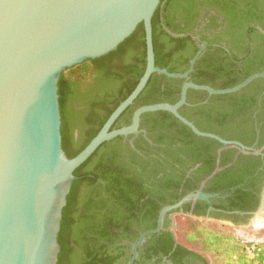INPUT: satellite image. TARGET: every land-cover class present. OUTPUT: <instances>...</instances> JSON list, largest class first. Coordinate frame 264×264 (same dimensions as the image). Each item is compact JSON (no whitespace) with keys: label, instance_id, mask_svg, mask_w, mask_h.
I'll list each match as a JSON object with an SVG mask.
<instances>
[{"label":"trees","instance_id":"obj_1","mask_svg":"<svg viewBox=\"0 0 264 264\" xmlns=\"http://www.w3.org/2000/svg\"><path fill=\"white\" fill-rule=\"evenodd\" d=\"M173 3L174 0H161L151 20L155 66L170 73H182L187 69L197 47L189 35L174 38L166 33L164 26L175 34H185L189 29L171 27L168 17L163 20V25L159 24V12L165 13ZM204 5L222 13L228 24L239 30V36L235 35L227 42L229 55L218 47L207 46L195 63L190 80L197 85L226 89L251 74L263 72L264 42L258 45L253 36L257 30L253 26L247 29L246 26L255 24V17L264 8V1L210 0ZM261 27L264 30V22ZM156 30L160 31L158 36ZM201 39L205 40L206 37ZM259 39H264V35ZM250 43H254L253 48ZM239 54H244L246 59L242 67L235 66ZM212 55L224 57L215 59ZM145 57V34L141 23L114 51L96 59H88L61 73L57 83L60 134L61 148L67 158L76 156L90 142L113 110L133 91L144 72ZM182 83L180 79L152 74L146 87L111 129L129 125L132 113L138 107L176 103ZM263 91L264 79H257L240 92L229 95L208 97L205 92L188 90L186 105L179 112L203 132L226 139H239L243 128L253 127L252 116ZM261 104L264 108V95ZM261 112L257 114L259 120ZM148 117H151L150 121H146ZM140 126L147 129L156 144H161V151H165L167 159H171L163 162L172 170H175V163L185 165L184 158L187 157L189 167L201 162L198 169L191 173V177L192 174L197 177H189L185 184L195 182L190 185L197 188L199 180L213 170L215 150L221 145L194 135L170 113H146L141 116ZM121 139L117 137L102 144L73 172L75 180L62 209L57 237L60 250L56 264H127L130 243L136 241L139 235L137 230L153 228L158 209L175 203L185 191L191 190L185 188L178 195L175 188L181 183L182 177L178 175L175 179L171 178L170 174L174 173L164 174L160 179L156 173L147 176L145 168L150 163L148 159L156 160L137 145L139 152L144 153V157L139 156ZM225 162L223 160L222 164ZM150 178L152 181L148 183L146 179ZM218 178V174L214 176L209 186L215 182L220 187ZM234 180L236 184L241 182ZM229 183L223 181L224 187L231 185ZM213 187L210 186L206 191L215 192L222 188ZM245 189L234 190V196H239L242 201L233 207L245 210L249 205L255 209L258 198L252 189L246 186ZM187 220L188 223H184L187 228L182 229L180 225L173 233L177 242L184 246H177L181 251H186V248L197 251L193 241L200 238L198 243L204 251L212 248L215 254L221 252V256L214 258V264H262L264 248H253L252 245L241 247L235 239L224 236L216 227L206 226L208 222ZM172 238L169 231H163L160 249H154V253L140 249L134 264H149L150 259L158 253L166 254L173 244Z\"/></svg>","mask_w":264,"mask_h":264},{"label":"water","instance_id":"obj_2","mask_svg":"<svg viewBox=\"0 0 264 264\" xmlns=\"http://www.w3.org/2000/svg\"><path fill=\"white\" fill-rule=\"evenodd\" d=\"M160 1L0 0V264L57 263V237L62 209L75 180L73 172L102 144L117 137L137 135L145 113H170L198 137L214 140L224 148L249 150L239 142L200 131L179 111L186 104L188 90L202 91L208 96L235 94L253 81L264 79V72L251 74L226 89L194 84L189 73L204 45L184 73L156 67L151 20ZM141 23L146 47L142 76L90 142L76 156L67 158L60 134L57 83L61 73L114 51ZM152 74L183 80L178 101L141 106L133 112L129 125L111 129ZM207 198L197 192L163 207L156 227L141 233L131 244L127 264H134L139 247L162 229L168 211L190 199ZM263 201L264 187L254 216L263 211Z\"/></svg>","mask_w":264,"mask_h":264},{"label":"flooded vegetation","instance_id":"obj_3","mask_svg":"<svg viewBox=\"0 0 264 264\" xmlns=\"http://www.w3.org/2000/svg\"><path fill=\"white\" fill-rule=\"evenodd\" d=\"M208 1L210 0H174L173 5L166 11H164L165 13L160 11L158 15L159 24L162 23L163 25V20L165 21V17H168V21L171 27L189 29V32L185 34H175L166 29L164 26V30L166 31V33L174 38H181L189 35L191 40L194 41V44L197 47V51L195 52V54L202 48V45H204V49L201 51L198 59L205 52L207 46H211L213 48L218 47L221 50H224L229 55L230 53L229 47H227V42L230 39H233L234 36L239 33V30H236L235 26H231L228 24L225 16L222 13L216 11L215 9H209L204 5V2ZM255 18L257 19L255 24H249L246 27L248 29V27L253 26L257 30V33H254L253 36L258 41L259 45L260 43L264 42V39H259L260 36L264 35V30L261 27V23L264 22V8L261 12L257 13V16ZM159 34L160 31L156 30V35L158 36ZM201 37H206V39L202 40ZM250 46L253 48L254 43H250ZM219 57L223 58L224 55L218 57L214 56L213 58L216 59ZM245 61V55L239 54L236 57L235 66L242 67ZM188 68L189 63L187 69L182 73L186 72ZM192 73H194V66L192 71L189 73V79ZM263 95L264 91L259 96L257 110L252 116L253 127L251 129L243 128V131H240V134L238 135L239 139H226L215 134L227 141L239 142L245 147L249 148V150H244V152H242L239 148H224L220 144L221 147L215 150V159L212 164L213 170L209 175L199 180L197 188H194V186L190 185L195 184V182L185 184V180L189 177L192 178L196 176V174H192L191 177V173L198 169V167L201 165V162H198L195 165L189 167L190 163L187 162V157V159L184 158V160L186 161L185 165L175 163V170H172L166 163L163 162L164 160L169 161L171 159H167V157L165 156V151H161V144H156L153 141V138L149 136L147 129L140 126L141 119L138 127V130H140V132L137 135L122 137L121 142L125 145H128L133 152L141 157H144V153L139 152L137 148L138 145L139 147L144 149V152L147 151L150 154V158H154L156 160L151 161V159H148L150 163H148L145 168L147 170V176H152V174L156 173L157 178L160 179L164 176V174L174 173L175 175L170 174L171 178L175 179L178 175L182 177L181 183L175 188L178 195L182 194L183 189L185 188L191 189L189 191H185V194H183L175 203L171 205H174L180 202L184 197L196 194L197 192H201L208 196L207 199H190L183 202L180 207L168 211L165 214L162 229L157 233L151 234L149 238L145 240L142 246L138 249V257L140 249H144L151 253H154V249H160L162 232L167 230L173 236V244L171 245V248L164 255L158 253V255L153 256L150 259L149 264H208L207 260L197 251L187 248L186 251H181L177 247L184 246L178 243L173 235V233L178 230V226L175 224V218L186 217L189 219L214 223L221 226H230L238 230L246 226L253 219L254 213L257 212V208L260 202L261 191L264 187V108H262L261 104V98ZM202 103H206V101H203ZM260 112L261 116L259 120L257 114ZM150 119L151 117H148L146 118V121H150ZM76 135L77 134L75 133V136ZM223 160H226V162L222 164ZM213 172H215V174L208 178ZM217 174L219 175L218 183L222 188L215 185V182L213 184H210V186L213 187L215 185L213 188L218 187L221 190L215 192H207L206 189L210 188L208 183ZM199 178L200 177H198V179ZM234 179L241 180V182L236 184L237 181ZM146 180L148 183H150V181H152V178ZM223 181H230L229 184L231 185L224 187ZM245 186L248 189H252L255 197L258 198L255 209H253L252 206L249 205L245 210L233 207L235 204L238 205L239 201H242L241 199H239V196H234V190H246ZM248 203L250 204V202ZM159 204L161 205V203ZM166 206L170 205H164L163 207ZM163 207H160L157 211L155 226L144 231L138 229L137 232L139 233V235L156 227L158 214ZM165 225H167V228L165 227ZM134 242L130 243V247ZM190 251H192L193 253H190Z\"/></svg>","mask_w":264,"mask_h":264},{"label":"rangeland","instance_id":"obj_4","mask_svg":"<svg viewBox=\"0 0 264 264\" xmlns=\"http://www.w3.org/2000/svg\"><path fill=\"white\" fill-rule=\"evenodd\" d=\"M259 215V216H258ZM259 217L261 221H259V225L258 223L253 225V219L255 217ZM175 224L177 226H182V229L187 228V225H185L184 223H188V220L186 217H176L175 218ZM253 219L244 227L238 229L232 228L230 226H221L218 224H208L205 223L206 226L211 227H216V230L219 229L224 236L228 237H232L233 239H235L239 246H243L244 248H248L249 245H252L253 248L254 247H258V249H262L264 248V211H260L259 213H257ZM261 225V226H260ZM203 236V235H202ZM177 238V237H176ZM199 239V240H198ZM196 241H193V246H195V248H197V252L200 253L206 260L208 264H214V258L221 256V252L215 254L214 253V249L211 248V250L209 249V251H204L203 248H201L200 244L198 243V241H200V238H198ZM235 257V256H233Z\"/></svg>","mask_w":264,"mask_h":264},{"label":"bare ground","instance_id":"obj_5","mask_svg":"<svg viewBox=\"0 0 264 264\" xmlns=\"http://www.w3.org/2000/svg\"><path fill=\"white\" fill-rule=\"evenodd\" d=\"M263 205H264V201H263ZM263 211H264V209H263ZM259 216V215H258ZM255 217L254 219H253V225H255V224H257L259 221H261L260 220V218L259 217ZM264 220V219H263ZM264 223V222H263ZM258 225H259V223H258ZM261 226V225H260Z\"/></svg>","mask_w":264,"mask_h":264},{"label":"built area","instance_id":"obj_6","mask_svg":"<svg viewBox=\"0 0 264 264\" xmlns=\"http://www.w3.org/2000/svg\"><path fill=\"white\" fill-rule=\"evenodd\" d=\"M262 264H264V260H263Z\"/></svg>","mask_w":264,"mask_h":264}]
</instances>
